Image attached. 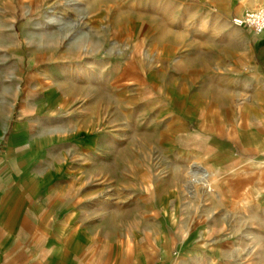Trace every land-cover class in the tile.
I'll return each instance as SVG.
<instances>
[{"label":"crops","instance_id":"crops-1","mask_svg":"<svg viewBox=\"0 0 264 264\" xmlns=\"http://www.w3.org/2000/svg\"><path fill=\"white\" fill-rule=\"evenodd\" d=\"M236 1L132 0L140 9L132 35L136 26L141 39L127 44L121 75L111 58L78 73L51 54L39 60L37 33L23 44L17 14L0 4V264H191L165 229L177 225L165 198L152 208L159 217L143 215L124 231L98 203L102 178L112 177L102 164L119 162L100 124L102 99L117 107L120 78L153 100L154 133L190 164L191 177L206 171L212 180L211 171L250 163L264 169V34L232 24L243 14Z\"/></svg>","mask_w":264,"mask_h":264},{"label":"rangeland","instance_id":"rangeland-1","mask_svg":"<svg viewBox=\"0 0 264 264\" xmlns=\"http://www.w3.org/2000/svg\"><path fill=\"white\" fill-rule=\"evenodd\" d=\"M236 2L234 13L264 9L263 0ZM0 4L17 14L23 44L37 33L39 60L51 54L55 63L73 65L75 73L78 67L92 70L95 59L111 58L118 64V75L123 74L131 54L127 44L135 46L141 39L136 26L132 35L131 23L138 19L133 11L140 10L136 3L132 9V0H0ZM88 14L101 16L95 24ZM50 44L54 50L46 51ZM102 100L100 124L111 131L115 144L111 155L116 154L119 162L102 164L103 173L112 172V177L102 178L98 203L112 208L118 230L131 229L128 224H136L143 215L159 217L152 208L165 198L171 207L168 212L177 219L176 226L165 229L174 237L175 251L188 248L191 264H264V196L260 195L264 169L250 163L211 171L214 176L208 183L215 193H209L204 190L208 184L190 176V164L177 161L174 151L154 133L157 107L147 108L153 100L143 99L140 90L126 89L120 78L117 107L113 109L108 97ZM144 202L151 210L129 208Z\"/></svg>","mask_w":264,"mask_h":264},{"label":"built area","instance_id":"built-area-1","mask_svg":"<svg viewBox=\"0 0 264 264\" xmlns=\"http://www.w3.org/2000/svg\"><path fill=\"white\" fill-rule=\"evenodd\" d=\"M232 24L252 31L255 36L264 34V9H255L244 12L232 19Z\"/></svg>","mask_w":264,"mask_h":264},{"label":"bare ground","instance_id":"bare-ground-1","mask_svg":"<svg viewBox=\"0 0 264 264\" xmlns=\"http://www.w3.org/2000/svg\"><path fill=\"white\" fill-rule=\"evenodd\" d=\"M204 170H205V169H204ZM194 172H195V171H194ZM196 174H197V175H198V174L200 175V176H199V178H200V179H199V182H201L202 184H205V185H207V184H208V185H211L210 183H208V182H209V179H210V178H209L210 176H209V174H208L206 171L193 173L192 176L194 177ZM194 178H195V177H194Z\"/></svg>","mask_w":264,"mask_h":264}]
</instances>
